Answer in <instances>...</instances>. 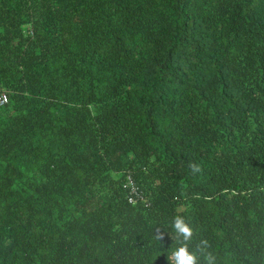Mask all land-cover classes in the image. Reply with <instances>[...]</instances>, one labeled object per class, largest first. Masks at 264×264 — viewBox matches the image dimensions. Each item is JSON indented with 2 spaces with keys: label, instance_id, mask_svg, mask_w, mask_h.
I'll list each match as a JSON object with an SVG mask.
<instances>
[{
  "label": "trees",
  "instance_id": "1",
  "mask_svg": "<svg viewBox=\"0 0 264 264\" xmlns=\"http://www.w3.org/2000/svg\"><path fill=\"white\" fill-rule=\"evenodd\" d=\"M0 87V264H264V0H0Z\"/></svg>",
  "mask_w": 264,
  "mask_h": 264
},
{
  "label": "clouds",
  "instance_id": "2",
  "mask_svg": "<svg viewBox=\"0 0 264 264\" xmlns=\"http://www.w3.org/2000/svg\"><path fill=\"white\" fill-rule=\"evenodd\" d=\"M192 170L193 172L199 171V166L193 164ZM172 228L177 237V246L167 255L169 264H199L200 254H203L205 264H217L216 256L210 250L211 246L208 241L202 240V247L198 251L190 250L188 244L193 237L194 231L182 215H176L174 217Z\"/></svg>",
  "mask_w": 264,
  "mask_h": 264
},
{
  "label": "built area",
  "instance_id": "3",
  "mask_svg": "<svg viewBox=\"0 0 264 264\" xmlns=\"http://www.w3.org/2000/svg\"><path fill=\"white\" fill-rule=\"evenodd\" d=\"M10 100L9 92L7 89L0 87V107L6 105ZM132 201V198L130 199Z\"/></svg>",
  "mask_w": 264,
  "mask_h": 264
}]
</instances>
